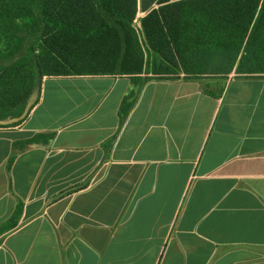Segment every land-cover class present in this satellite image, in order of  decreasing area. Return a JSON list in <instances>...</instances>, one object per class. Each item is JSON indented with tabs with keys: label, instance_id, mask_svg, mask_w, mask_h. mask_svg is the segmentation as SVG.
Returning <instances> with one entry per match:
<instances>
[{
	"label": "crops",
	"instance_id": "crops-1",
	"mask_svg": "<svg viewBox=\"0 0 264 264\" xmlns=\"http://www.w3.org/2000/svg\"><path fill=\"white\" fill-rule=\"evenodd\" d=\"M131 87L44 77L0 127V264H264V75L152 78L120 124Z\"/></svg>",
	"mask_w": 264,
	"mask_h": 264
},
{
	"label": "trees",
	"instance_id": "trees-1",
	"mask_svg": "<svg viewBox=\"0 0 264 264\" xmlns=\"http://www.w3.org/2000/svg\"><path fill=\"white\" fill-rule=\"evenodd\" d=\"M137 9L138 0H0V127L27 118L49 76L129 77L122 124L152 78L264 75V0H158L135 22Z\"/></svg>",
	"mask_w": 264,
	"mask_h": 264
},
{
	"label": "rangeland",
	"instance_id": "rangeland-1",
	"mask_svg": "<svg viewBox=\"0 0 264 264\" xmlns=\"http://www.w3.org/2000/svg\"><path fill=\"white\" fill-rule=\"evenodd\" d=\"M137 21H138V20H137ZM137 21H135V22H137ZM233 74H234V73H233ZM72 82H74V84H76V83H77V84H80L81 80H74V81H69V82H68V81H62L61 84L65 86V85H69V84H71Z\"/></svg>",
	"mask_w": 264,
	"mask_h": 264
},
{
	"label": "water",
	"instance_id": "water-1",
	"mask_svg": "<svg viewBox=\"0 0 264 264\" xmlns=\"http://www.w3.org/2000/svg\"><path fill=\"white\" fill-rule=\"evenodd\" d=\"M38 91H39V87L36 89V93L33 95L32 99H31V102H33L34 99L36 98V95H37Z\"/></svg>",
	"mask_w": 264,
	"mask_h": 264
}]
</instances>
